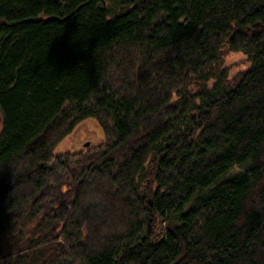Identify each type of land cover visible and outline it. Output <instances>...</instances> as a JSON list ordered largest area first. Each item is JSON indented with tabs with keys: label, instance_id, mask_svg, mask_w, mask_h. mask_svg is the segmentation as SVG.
Instances as JSON below:
<instances>
[{
	"label": "trees",
	"instance_id": "obj_1",
	"mask_svg": "<svg viewBox=\"0 0 264 264\" xmlns=\"http://www.w3.org/2000/svg\"><path fill=\"white\" fill-rule=\"evenodd\" d=\"M0 117V264H264V0H0Z\"/></svg>",
	"mask_w": 264,
	"mask_h": 264
},
{
	"label": "rangeland",
	"instance_id": "obj_2",
	"mask_svg": "<svg viewBox=\"0 0 264 264\" xmlns=\"http://www.w3.org/2000/svg\"><path fill=\"white\" fill-rule=\"evenodd\" d=\"M224 65L228 69L230 77H234L238 72L245 70L249 66L246 56L243 53H231L227 55L224 58ZM89 144L92 147L104 144L103 133L93 119L80 124L70 136L61 142V144L56 148L55 153L79 152ZM14 247L15 242L12 241L11 244L7 246L3 245L1 250L7 251L9 249H13Z\"/></svg>",
	"mask_w": 264,
	"mask_h": 264
}]
</instances>
